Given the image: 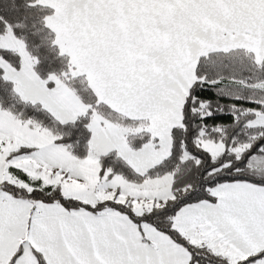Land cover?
Returning a JSON list of instances; mask_svg holds the SVG:
<instances>
[{
    "label": "snow or ice",
    "instance_id": "obj_1",
    "mask_svg": "<svg viewBox=\"0 0 264 264\" xmlns=\"http://www.w3.org/2000/svg\"><path fill=\"white\" fill-rule=\"evenodd\" d=\"M0 264H264V0H0Z\"/></svg>",
    "mask_w": 264,
    "mask_h": 264
}]
</instances>
